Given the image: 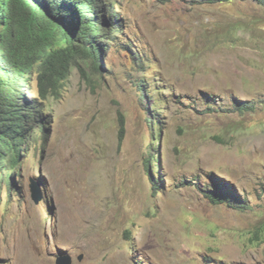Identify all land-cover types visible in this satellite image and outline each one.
Segmentation results:
<instances>
[{
    "label": "rangeland",
    "instance_id": "374dc122",
    "mask_svg": "<svg viewBox=\"0 0 264 264\" xmlns=\"http://www.w3.org/2000/svg\"><path fill=\"white\" fill-rule=\"evenodd\" d=\"M116 1L124 35L49 99L21 191L0 169V264H264V4Z\"/></svg>",
    "mask_w": 264,
    "mask_h": 264
},
{
    "label": "trees",
    "instance_id": "16d2710c",
    "mask_svg": "<svg viewBox=\"0 0 264 264\" xmlns=\"http://www.w3.org/2000/svg\"><path fill=\"white\" fill-rule=\"evenodd\" d=\"M125 26L116 0H0V169L9 193L21 191L14 179L24 155L34 141L48 137L49 99L62 95L75 68L82 75L89 69L100 72L105 53L119 44L116 39L124 35ZM124 135L121 123L120 143ZM214 181L216 189L205 190L213 202L246 208L232 188ZM253 239L264 241V227L253 230Z\"/></svg>",
    "mask_w": 264,
    "mask_h": 264
},
{
    "label": "water",
    "instance_id": "95a60500",
    "mask_svg": "<svg viewBox=\"0 0 264 264\" xmlns=\"http://www.w3.org/2000/svg\"><path fill=\"white\" fill-rule=\"evenodd\" d=\"M30 187L34 201L39 203L43 199L42 183L40 181H32ZM58 264H72V257L70 255H62L59 257Z\"/></svg>",
    "mask_w": 264,
    "mask_h": 264
}]
</instances>
